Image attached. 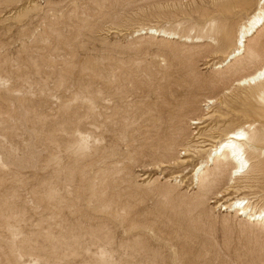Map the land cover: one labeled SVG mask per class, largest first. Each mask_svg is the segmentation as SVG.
<instances>
[{
    "label": "rangeland",
    "instance_id": "obj_1",
    "mask_svg": "<svg viewBox=\"0 0 264 264\" xmlns=\"http://www.w3.org/2000/svg\"><path fill=\"white\" fill-rule=\"evenodd\" d=\"M259 1L0 0V264H264V229L218 208L229 165L193 179L243 128L235 186L264 208V84L236 85L264 30L215 67Z\"/></svg>",
    "mask_w": 264,
    "mask_h": 264
},
{
    "label": "bare ground",
    "instance_id": "obj_2",
    "mask_svg": "<svg viewBox=\"0 0 264 264\" xmlns=\"http://www.w3.org/2000/svg\"><path fill=\"white\" fill-rule=\"evenodd\" d=\"M263 30L264 0H260L255 11L251 13L247 20L241 25L233 50L227 54L220 63H217L215 67L218 69L227 68L235 61H238L247 55L249 53V42L258 36ZM138 32L144 35L178 39V36L174 33L155 28H141ZM182 40L190 41L191 39L182 38ZM254 52H256V50ZM263 84L264 64L257 68L253 73L236 82L237 86L249 85L257 87ZM214 102V100H208L209 104ZM192 124L201 123L195 122ZM198 141H200V139ZM201 144L204 145L199 146V149L203 148L202 152H208V155L206 160L204 159L205 161H202L194 169L193 179L195 184L201 185L202 182L204 183V180L207 178L208 174L212 173L210 171L213 169H216V172L211 176L210 181L211 183H215L219 177L221 178V175L219 174V171H223L221 166L224 164L229 165V186L217 194V198H224L222 203L220 202L221 204H219L218 208H223L224 212H234L237 217H244L249 223H252L255 226H261L264 229V208H257L254 206V202H251L252 199L248 196L244 195L239 198L238 196L244 193V189L247 187L244 186V188L241 189L238 188L239 186H235V184H237L236 181L240 180L238 178H245L255 170L254 168L258 167V161L253 160L257 158V153L259 151L256 134H251L250 131L239 128L236 131L226 133L222 137L209 136L206 138L205 142H202ZM188 149L185 151L188 152ZM182 162L185 164L189 163L190 160L185 158ZM231 193L237 195L233 198H229L232 196ZM229 201L232 202L228 203Z\"/></svg>",
    "mask_w": 264,
    "mask_h": 264
}]
</instances>
